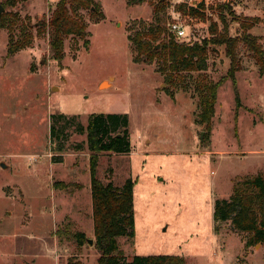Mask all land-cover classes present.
I'll return each instance as SVG.
<instances>
[{
  "label": "rangeland",
  "instance_id": "obj_1",
  "mask_svg": "<svg viewBox=\"0 0 264 264\" xmlns=\"http://www.w3.org/2000/svg\"><path fill=\"white\" fill-rule=\"evenodd\" d=\"M57 1L0 0L6 21L5 27L0 21V224L22 226L16 236L0 235V264H97L87 135L77 131L92 113H127L130 120L131 152L101 153L98 169L105 181H136L135 236L118 238L128 259L172 254L187 264H264V244L248 246V233L214 218L217 199L228 198L237 181L264 172V74L242 41L250 34L264 48V0H166L162 36L210 41L207 69L188 74L187 88H170L173 95L156 62L134 61L128 39L134 21L153 22L158 0H96L102 20L81 10L90 44L68 37L60 62L52 59L49 34L37 35L35 28L49 21ZM181 4L204 5V17L188 15ZM173 20L182 23L186 36L170 32ZM223 21L228 35L240 39V70L235 84L223 80L206 129L197 122L194 81L220 80L230 68L226 45L211 43V24L220 31ZM243 21L254 26L246 29ZM21 25L35 37L8 55L9 29ZM56 113L75 115L73 123H55L68 134L61 153L50 137ZM60 155L62 161L53 160ZM60 181L70 186L59 189ZM77 232L85 234L82 245L72 236Z\"/></svg>",
  "mask_w": 264,
  "mask_h": 264
},
{
  "label": "trees",
  "instance_id": "obj_2",
  "mask_svg": "<svg viewBox=\"0 0 264 264\" xmlns=\"http://www.w3.org/2000/svg\"><path fill=\"white\" fill-rule=\"evenodd\" d=\"M145 0H127L128 5L142 3ZM166 0H158L153 6V22L134 21L129 27L128 39L131 43L133 59L141 63H157V71L162 74L170 88H184V80L191 72L204 71L208 67L210 41L202 40L194 43H183L165 33ZM179 8L188 15L204 17V5L201 7L180 5ZM81 10H88L92 20L99 22L105 17L101 4L96 0H58L52 10V15L38 23L36 34H49V44L52 59L60 62L65 57L64 40L68 37H78L87 46L90 44L88 23ZM257 19H254V21ZM1 26H6L4 17L0 18ZM219 31L217 23L210 26L211 34L216 38L211 43H224L226 53L230 57V68L224 78L217 81L196 79L194 90L199 98L197 122L206 129L211 128L214 109L217 103L218 90L225 78L235 84V75L240 70L238 58L239 38L230 37L225 21ZM243 26L251 28L254 23ZM8 55L29 46L34 39L30 27L21 25L9 29ZM242 41L247 45L264 74V48L257 38L244 34ZM159 44V48L156 45ZM235 86V85H234ZM171 92V91H170ZM173 95V93L171 92ZM237 107L240 106L239 95L236 92ZM73 123L75 115L65 113L52 114L50 117V137L57 142V151L63 152L64 141L68 134L55 126L60 120ZM130 120L127 113H92L88 116L87 125H77V131L87 135L89 151V173L92 192V217L95 236V247L99 252L97 264H187L182 255L155 254L135 255L128 259L119 247V237L133 238L135 236L134 186L136 181L131 177L123 184H115L111 179L103 180L99 176L101 153L127 154L131 152ZM62 156L53 158L62 161ZM58 188H67L70 184L57 182ZM214 218L217 222L230 221L236 231L248 233L247 245L264 244V172H259L237 181L233 192L228 198L217 199L214 204ZM73 238L79 245L84 244L83 232L73 233ZM126 257V258H125ZM127 259V260H126ZM68 264H83L78 260H69Z\"/></svg>",
  "mask_w": 264,
  "mask_h": 264
},
{
  "label": "crops",
  "instance_id": "obj_3",
  "mask_svg": "<svg viewBox=\"0 0 264 264\" xmlns=\"http://www.w3.org/2000/svg\"><path fill=\"white\" fill-rule=\"evenodd\" d=\"M10 214L12 213L10 212ZM20 229H22V226L20 224L7 223L4 224L3 226H1L0 224V235L16 236L19 234ZM57 240L58 239L56 238V236H54V245L58 251L59 245ZM57 264H59V261Z\"/></svg>",
  "mask_w": 264,
  "mask_h": 264
},
{
  "label": "built area",
  "instance_id": "obj_4",
  "mask_svg": "<svg viewBox=\"0 0 264 264\" xmlns=\"http://www.w3.org/2000/svg\"><path fill=\"white\" fill-rule=\"evenodd\" d=\"M48 3H52L55 0H46ZM169 30L176 38H182L186 36V29L178 20H173L169 23Z\"/></svg>",
  "mask_w": 264,
  "mask_h": 264
},
{
  "label": "water",
  "instance_id": "obj_5",
  "mask_svg": "<svg viewBox=\"0 0 264 264\" xmlns=\"http://www.w3.org/2000/svg\"><path fill=\"white\" fill-rule=\"evenodd\" d=\"M2 11H3V8L0 6V14L2 13ZM3 166H5V165L3 164ZM89 243H93V240L89 239Z\"/></svg>",
  "mask_w": 264,
  "mask_h": 264
},
{
  "label": "bare ground",
  "instance_id": "obj_6",
  "mask_svg": "<svg viewBox=\"0 0 264 264\" xmlns=\"http://www.w3.org/2000/svg\"><path fill=\"white\" fill-rule=\"evenodd\" d=\"M104 84H107V83L105 82V83H103V85H104Z\"/></svg>",
  "mask_w": 264,
  "mask_h": 264
}]
</instances>
